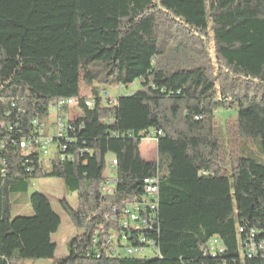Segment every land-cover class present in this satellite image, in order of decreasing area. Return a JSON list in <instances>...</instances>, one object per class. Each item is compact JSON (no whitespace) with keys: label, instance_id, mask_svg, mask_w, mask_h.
<instances>
[{"label":"trees","instance_id":"trees-1","mask_svg":"<svg viewBox=\"0 0 264 264\" xmlns=\"http://www.w3.org/2000/svg\"><path fill=\"white\" fill-rule=\"evenodd\" d=\"M136 80L138 90L103 97L101 84ZM61 97H79L78 115L45 170L19 143ZM233 108L232 128L264 150V0H0V264H264L246 252L264 240V164L241 156L228 176L220 154L216 111ZM155 130L158 158L147 160L140 143ZM110 154L115 191L103 194ZM158 172L149 197L145 179ZM32 178H60L81 201L60 200L80 231L63 258L47 195L31 193L34 213L12 216V192ZM135 203L144 227L121 221ZM213 237L224 252L209 251Z\"/></svg>","mask_w":264,"mask_h":264},{"label":"rangeland","instance_id":"rangeland-1","mask_svg":"<svg viewBox=\"0 0 264 264\" xmlns=\"http://www.w3.org/2000/svg\"><path fill=\"white\" fill-rule=\"evenodd\" d=\"M213 45H211L212 47ZM213 51V49H212ZM141 84L139 80H136L129 85H118L114 83L101 84L102 89L108 90L111 97H119L123 94L132 93L140 88ZM91 92L90 88L84 86L82 93L89 95ZM238 109H221L216 111L217 125L220 132V138L223 143V147L220 150L221 158L225 161V167L227 168L226 174L231 176L233 172V164L237 161V158L241 156H248L256 161L264 164V150L261 146L260 138H247L238 134L235 129L232 128L231 119L237 115ZM54 114V110L50 109L49 115L45 121L51 119ZM141 152L144 158H158V152L156 143L154 140L149 138L142 139L140 143ZM50 155L42 157V165L45 170H49L51 167V160L55 156V145L50 144ZM108 157H113L110 154ZM104 174L112 176V169L107 166L104 170ZM42 192L47 195L54 207V210L62 218L61 231L55 235V241L57 242V249L55 258L60 259L68 254V242L80 231H76L73 228V223L69 214L63 209L61 205V199H67L74 207H79L81 201L79 200L76 193L70 192L64 184V181L60 178H32L30 181L28 190L22 192H12L11 204H12V216L17 215H32L34 213L31 204L29 203V196L33 192ZM16 196H18L16 198ZM134 257L138 258H155L156 254L153 249H147L143 253H134ZM45 260H31L27 259L23 261V264H45Z\"/></svg>","mask_w":264,"mask_h":264},{"label":"built area","instance_id":"built-area-1","mask_svg":"<svg viewBox=\"0 0 264 264\" xmlns=\"http://www.w3.org/2000/svg\"><path fill=\"white\" fill-rule=\"evenodd\" d=\"M103 97L105 99H109L111 102L114 101L108 91L104 92ZM79 97H71V98H58L55 99L50 104V109L54 110V114L51 117L52 123L42 122L40 123L38 120L34 121V125L37 127L36 132L31 136L25 137L20 141V147L25 151H31L33 149H38L42 156L50 155L52 151L50 150V144L54 143L55 151L58 148V144L56 143L59 138H64L67 136V130L70 128V121L75 119L78 115L79 110ZM86 105L92 107L94 104L93 99L88 98L85 101ZM52 125L53 132L48 131V128ZM4 126V124H2ZM161 131H153L149 134V140H156L157 135H161ZM5 148V143L0 140V149ZM65 148V147H64ZM108 166L114 172V168L117 166L118 161L116 157H108L107 158ZM5 162L0 158V179L5 175L6 169L4 168ZM107 180L101 183V191L103 194H112L115 191L114 185L116 181L114 180V175L107 176ZM160 181V173L158 172L156 175L145 179V190L149 197H156L159 191L158 185ZM1 184V182H0ZM150 205L151 209H156L157 204L154 201H149L147 203ZM121 221L124 226H136V227H144L148 223L147 217L140 215V204L135 203L128 206L121 213ZM254 236V233L253 235ZM118 237L117 232L111 231L109 240L116 241ZM127 252L129 254L140 253L142 252L140 249L135 247H128ZM209 251L212 253L224 252L225 246L220 241L219 238L213 237L209 242ZM246 252L249 256L253 255H264V240H260L259 242L251 241L248 243L246 247Z\"/></svg>","mask_w":264,"mask_h":264},{"label":"crops","instance_id":"crops-1","mask_svg":"<svg viewBox=\"0 0 264 264\" xmlns=\"http://www.w3.org/2000/svg\"><path fill=\"white\" fill-rule=\"evenodd\" d=\"M52 121L53 120H51V119H48L46 122L47 123H52ZM48 131H50V132H53V127H52V125H50V127L48 128ZM156 148H157V144H156ZM145 159H147V160H151L152 158H150V159H148V158H145ZM62 225V224H61ZM61 227V226H60ZM73 228H75L76 229V231H79L75 226H74V224H73ZM61 231V229L59 228V230L53 235V240L55 241V235L56 234H58L59 232ZM56 242V241H55ZM57 243V242H56ZM45 264H52V260H45Z\"/></svg>","mask_w":264,"mask_h":264}]
</instances>
